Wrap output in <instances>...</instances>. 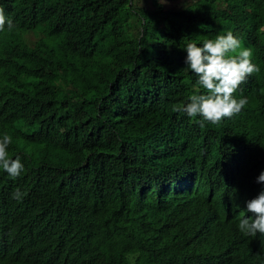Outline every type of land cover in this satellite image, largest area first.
<instances>
[{
	"label": "trees",
	"instance_id": "1",
	"mask_svg": "<svg viewBox=\"0 0 264 264\" xmlns=\"http://www.w3.org/2000/svg\"><path fill=\"white\" fill-rule=\"evenodd\" d=\"M0 7L15 25L0 31V138L24 164L0 169V231L25 264H235L264 170V0ZM227 30L260 71L239 114L202 128L174 110L205 94L184 48Z\"/></svg>",
	"mask_w": 264,
	"mask_h": 264
},
{
	"label": "clouds",
	"instance_id": "2",
	"mask_svg": "<svg viewBox=\"0 0 264 264\" xmlns=\"http://www.w3.org/2000/svg\"><path fill=\"white\" fill-rule=\"evenodd\" d=\"M5 26L9 30L15 27L0 7V31ZM259 31L264 32V25ZM241 46V37H235L231 30L217 35L215 39H206L202 46L188 43L184 48L187 53L185 70L198 77L197 83L205 90V94L191 95L189 102L174 110L188 117L199 116L201 119L198 123L202 128L206 122L218 125L225 118L230 119L239 114L248 100L246 97L237 99L234 94L246 83L248 77L260 71L252 62L251 49ZM11 143L12 137L7 134L0 138V169L15 180L23 173L24 164L19 157H9L8 148ZM256 183L260 184L261 190L257 196L246 201V208L243 207L244 216L238 223V229L243 235L229 256V260L235 264H264V170L256 178ZM22 197L19 188L12 193V198L17 201ZM249 213H252L251 217ZM19 248L17 232L12 229L0 231V264H25L26 257L18 254Z\"/></svg>",
	"mask_w": 264,
	"mask_h": 264
},
{
	"label": "bare ground",
	"instance_id": "3",
	"mask_svg": "<svg viewBox=\"0 0 264 264\" xmlns=\"http://www.w3.org/2000/svg\"><path fill=\"white\" fill-rule=\"evenodd\" d=\"M253 77H254V76H253ZM254 78H255V77H254ZM250 84H251V83H250ZM224 147H225V146H224ZM251 148H252V147H251ZM251 148H250V150H251ZM243 150H244V147H243ZM241 152H243V151H241ZM253 152H254V151H253ZM247 153H248V151H247ZM240 154H241V153H240ZM232 155H233V154H232ZM241 155H242V154H241ZM241 155H240V156H241ZM248 155H249V154H248ZM237 156H238V155H236V157H237ZM242 156H243V155H242ZM236 157H235V158H236ZM238 157H239V156H238ZM246 157L248 158V156H246ZM232 158H233V157H232ZM230 160H232V159H230ZM234 160H235V159H234ZM234 160H232V161H234ZM223 161H224V159H223ZM226 161H227V160H226ZM240 161H242V160H240ZM227 162H228V161H227ZM238 164H239V163H238ZM244 164H245V163H244ZM241 165H243V164L241 163ZM236 169H237V168H236ZM237 171H238V170H237ZM195 186H197V185H194V187H195ZM195 189H196V187H195ZM175 191H176V190H175ZM194 192H195V190H194Z\"/></svg>",
	"mask_w": 264,
	"mask_h": 264
}]
</instances>
